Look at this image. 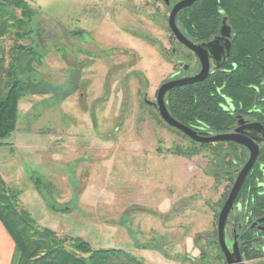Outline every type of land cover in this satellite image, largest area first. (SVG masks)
Instances as JSON below:
<instances>
[{
    "label": "rangeland",
    "instance_id": "374dc122",
    "mask_svg": "<svg viewBox=\"0 0 264 264\" xmlns=\"http://www.w3.org/2000/svg\"><path fill=\"white\" fill-rule=\"evenodd\" d=\"M177 1L34 0L31 38L17 41L33 50L19 76L40 92L26 95L35 117L27 129L54 130L59 140L38 155L0 147V177L59 236L144 264H221L206 234L231 185L205 172L204 152L184 157L191 142L144 101L195 63L168 26ZM1 42L8 52L15 41Z\"/></svg>",
    "mask_w": 264,
    "mask_h": 264
},
{
    "label": "trees",
    "instance_id": "16d2710c",
    "mask_svg": "<svg viewBox=\"0 0 264 264\" xmlns=\"http://www.w3.org/2000/svg\"><path fill=\"white\" fill-rule=\"evenodd\" d=\"M32 2L0 0V146L7 145L6 139L15 131L19 100L40 93L35 91L36 84L19 76L21 64H25L22 57L33 52L32 46L17 43L33 33L30 21L36 11ZM224 18L231 28L228 67L210 73L201 82L179 86L169 96L177 120H201L216 132L226 130L232 121L223 110L226 99L237 108L249 109L256 103L264 111V0H197L176 16L183 35L197 42L216 36ZM9 34L15 42L6 52L1 41ZM41 183L35 178L39 191ZM18 197L19 192L0 177V221L14 242L11 264H144L121 249H93L83 238L59 236L40 227L20 206ZM240 197L250 199L256 209L264 208V144Z\"/></svg>",
    "mask_w": 264,
    "mask_h": 264
},
{
    "label": "flooded vegetation",
    "instance_id": "af4514ba",
    "mask_svg": "<svg viewBox=\"0 0 264 264\" xmlns=\"http://www.w3.org/2000/svg\"><path fill=\"white\" fill-rule=\"evenodd\" d=\"M168 3L169 1L166 4ZM217 35H219V33ZM214 37L211 38L210 40L214 39ZM193 42L196 44H201L207 41L205 42L193 41ZM178 43L180 44V46L185 48L195 57V63L192 66L188 64H183L182 70L180 72L178 71L174 72L167 81L191 77L199 73V71L201 70V63L197 55L184 44L180 42ZM224 44H225L224 42H219L217 44V47L213 49V52L215 53L219 52V60L216 61L212 57H209V64H210L209 74L216 70H220V69L225 70L228 67L229 65L228 59H229L230 53L227 54ZM167 81H164V82H167ZM262 84H264V82H262ZM174 89L175 88L171 89L164 96V102H165L166 108L171 115L172 113H171L170 106H169V96ZM157 91L158 89L155 92V95H156L155 102H150L146 99L144 101L146 102V104L153 107L159 114L158 106L156 105L157 104ZM223 110L226 111L227 114H229L232 121L229 127L226 128V130L222 132L214 131L213 129L210 128V126L206 122L201 121V120H197L195 123H185V122H181L177 120L173 115L172 116L177 121L190 127L201 137H210L218 133H235L237 130H239V132L242 135L248 137L252 141H257L258 147H259V154H260L261 148L264 144V132H263L264 131V111H260L257 108L256 103L253 107L249 109L237 108L235 104L229 99H226L225 102L223 103ZM254 123H258L259 125L263 127V129L255 130L254 128H250L249 126ZM167 125L171 128H174L176 131L180 132L184 137H186L191 142L190 146L184 147V150H183L184 155H185L184 157L189 158L194 155H201L204 152L201 155V157L203 156L206 157L207 166L205 168V172L208 174H211V176L213 177L215 181H225L229 185H231V187L233 186L239 171L243 168V166L245 165L249 157V152L243 145L235 143V142H231V141H215V142H207V143L199 142V141H196L190 138L189 136H187L185 133H183L179 129L172 127L169 124ZM256 162L251 168V170L249 171L245 180L249 176L250 172L253 170L254 166L256 165ZM244 182L242 184V187L244 185ZM231 187L228 190V193L225 199L223 200L222 204L220 205V211L231 190ZM242 187L234 202L233 210L229 213V216H228L227 226H226L227 243L229 245H231L234 242L237 244L239 253L241 256L242 264H264V208L256 209V205L253 206V202L250 199L246 198L245 200H243L240 197ZM217 220H218V217H217ZM206 235H209V236H206L207 239H210L212 245L217 249L218 258L220 260V263L227 264L225 257L222 254L220 244L218 241L217 224H216L215 233L206 234ZM200 250L203 251L202 249Z\"/></svg>",
    "mask_w": 264,
    "mask_h": 264
},
{
    "label": "water",
    "instance_id": "95a60500",
    "mask_svg": "<svg viewBox=\"0 0 264 264\" xmlns=\"http://www.w3.org/2000/svg\"><path fill=\"white\" fill-rule=\"evenodd\" d=\"M167 3L169 0H164ZM197 0H178L175 2L170 10L168 16V26L171 30L175 39L187 46L191 49L199 58L201 63V70L194 76L169 80L160 85L157 91V106L160 117L170 126L175 127L185 133L190 138L199 141V142H215V141H231L238 144L243 145L249 152V157L247 162L243 166V168L239 171L233 186L222 206V209L218 215L217 220V233H218V241L220 244V248L222 254L225 257L227 264H242L241 256L239 253V249L237 244L234 242L231 245L227 243L226 239V226L229 213L233 210L234 202L238 196V193L242 187V184L248 175L249 171L255 164L257 157L259 155V147L257 141H252L248 137L242 135L239 130L235 133H218L210 137H201L190 127L182 124L177 121L167 110L164 96L171 89L197 83L203 81L209 74V57H212L214 60H219V52H213V49L217 47L219 42H224L225 50L227 54L230 53L231 48V28L226 23L225 18L222 21V25L219 29V35L214 37V39L207 41L205 43L196 44L193 41L189 40L187 37L183 35V33L179 30L176 23L177 14L185 8L190 7ZM221 55V54H220ZM250 128H254L255 130L263 129L261 125L258 123L251 124ZM260 127V128H259ZM264 132V131H263Z\"/></svg>",
    "mask_w": 264,
    "mask_h": 264
},
{
    "label": "crops",
    "instance_id": "0c3cea01",
    "mask_svg": "<svg viewBox=\"0 0 264 264\" xmlns=\"http://www.w3.org/2000/svg\"><path fill=\"white\" fill-rule=\"evenodd\" d=\"M29 101H31V100L30 99L28 100L27 96L22 97L19 100L16 128H15V131L9 137L12 141H9V142L5 141V142L7 145L10 144L9 148H14V149H16V148L22 149L25 146L26 147L29 146L34 150L35 154L38 155L41 150H45L47 148L48 144H46V147H45L44 146L45 143H52V144L54 142L57 143V140H59V138L56 137L55 131L52 129H51L52 131H46V130H34L33 131L31 129V127H30V129H27V127L29 126V123H30V117L33 116V114H34L33 113V105L29 104ZM28 105H30V106H28ZM22 109L24 112L26 110H28L26 117H25L26 127L24 130H22L21 127L18 126V121L20 122L19 116L21 115ZM34 119H35V117H34ZM36 120L37 121L33 120L32 122L38 123L39 120L37 118H36ZM52 124L55 126L54 123H52ZM45 129H47V128H45ZM30 130H32V131H30ZM14 139L15 140L19 139L20 144L16 145V141H14ZM7 145H3L0 147H7ZM52 157H54V156H52ZM47 175H49V173ZM7 186L12 189V187L9 185V183L7 184ZM13 254H14V242H13L11 236L9 235V233L7 232V230L5 229L3 223L0 221V264H11Z\"/></svg>",
    "mask_w": 264,
    "mask_h": 264
}]
</instances>
